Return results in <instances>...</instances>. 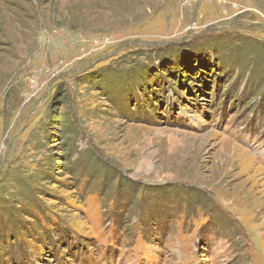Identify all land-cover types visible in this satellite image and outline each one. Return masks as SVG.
I'll return each instance as SVG.
<instances>
[{"label": "rangeland", "instance_id": "rangeland-1", "mask_svg": "<svg viewBox=\"0 0 264 264\" xmlns=\"http://www.w3.org/2000/svg\"><path fill=\"white\" fill-rule=\"evenodd\" d=\"M0 264H264V0H0Z\"/></svg>", "mask_w": 264, "mask_h": 264}]
</instances>
